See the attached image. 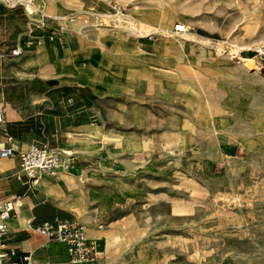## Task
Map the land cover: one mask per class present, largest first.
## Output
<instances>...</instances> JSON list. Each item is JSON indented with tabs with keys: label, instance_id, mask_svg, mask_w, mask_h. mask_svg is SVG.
<instances>
[{
	"label": "rangeland",
	"instance_id": "374dc122",
	"mask_svg": "<svg viewBox=\"0 0 264 264\" xmlns=\"http://www.w3.org/2000/svg\"><path fill=\"white\" fill-rule=\"evenodd\" d=\"M40 6L128 47L109 49L136 72L94 108L130 140L93 157L105 179L86 186L83 214L63 216L107 241L98 264H264V0Z\"/></svg>",
	"mask_w": 264,
	"mask_h": 264
},
{
	"label": "crops",
	"instance_id": "0c3cea01",
	"mask_svg": "<svg viewBox=\"0 0 264 264\" xmlns=\"http://www.w3.org/2000/svg\"><path fill=\"white\" fill-rule=\"evenodd\" d=\"M40 9L42 24H37L22 8L0 4V109H5L0 146L6 145V135L12 137L17 152L48 142L77 161L71 171L43 174L31 184L14 176L19 170L18 153L0 158V200L15 202L3 237L11 264H68L66 246L48 243L36 228L70 213L83 214L89 206L86 186L105 179L91 166L93 157L108 149L117 151L130 140L129 135L106 127L94 109L107 95L128 93L124 88L136 80V72L117 62L109 49L128 47L94 30L81 33L66 25L62 30L56 18ZM29 40L33 44L27 47ZM16 48L21 54H12ZM85 229L100 254L83 264H98L107 254V241L90 235V227Z\"/></svg>",
	"mask_w": 264,
	"mask_h": 264
},
{
	"label": "built area",
	"instance_id": "2783aa9c",
	"mask_svg": "<svg viewBox=\"0 0 264 264\" xmlns=\"http://www.w3.org/2000/svg\"><path fill=\"white\" fill-rule=\"evenodd\" d=\"M35 0H0V4L7 8L20 7L26 12L28 6H33ZM116 6V5H115ZM116 11L122 12L125 6L117 5ZM122 15V13H121ZM66 30V26L59 27ZM185 31V25L178 23L174 25V32ZM77 36L76 32H73ZM33 44L32 40L26 43L27 47ZM21 50L16 48L13 55L21 54ZM73 98L67 99L71 103ZM5 109H0V123L3 122ZM12 137L5 136L6 145L0 146V158H7L18 153L19 170L14 176L20 180L25 177L28 182L35 184L38 177L43 174H55L58 172H69L76 166V156L62 151L57 146H52L48 142L40 144H30L24 151L17 152L11 145ZM15 212V202L12 199L0 200V264H11L9 252L3 244V237L7 233L8 220ZM36 230L46 238L48 243H61L66 246L68 253V264H83L94 261L100 252L95 240L88 237L84 225L73 216L57 217L52 220L42 222Z\"/></svg>",
	"mask_w": 264,
	"mask_h": 264
},
{
	"label": "bare ground",
	"instance_id": "6f19581e",
	"mask_svg": "<svg viewBox=\"0 0 264 264\" xmlns=\"http://www.w3.org/2000/svg\"><path fill=\"white\" fill-rule=\"evenodd\" d=\"M39 7H40V1L36 2L33 6H28L26 9H27V12L28 14H34L36 12L39 11ZM241 62L247 66L248 68H251L254 64L253 62V59L252 58H241L240 59ZM255 61V60H254ZM85 226V225H84Z\"/></svg>",
	"mask_w": 264,
	"mask_h": 264
}]
</instances>
